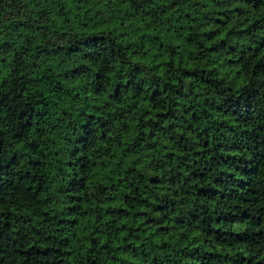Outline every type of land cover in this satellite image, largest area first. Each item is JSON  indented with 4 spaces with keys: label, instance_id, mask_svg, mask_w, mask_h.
Wrapping results in <instances>:
<instances>
[{
    "label": "trees",
    "instance_id": "16d2710c",
    "mask_svg": "<svg viewBox=\"0 0 264 264\" xmlns=\"http://www.w3.org/2000/svg\"><path fill=\"white\" fill-rule=\"evenodd\" d=\"M0 264H264V0H0Z\"/></svg>",
    "mask_w": 264,
    "mask_h": 264
}]
</instances>
